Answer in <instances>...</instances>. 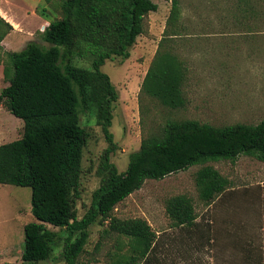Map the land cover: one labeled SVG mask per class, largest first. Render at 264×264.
<instances>
[{
  "label": "trees",
  "instance_id": "obj_1",
  "mask_svg": "<svg viewBox=\"0 0 264 264\" xmlns=\"http://www.w3.org/2000/svg\"><path fill=\"white\" fill-rule=\"evenodd\" d=\"M43 3L40 15L49 26L40 39L49 46L42 48L33 41L20 51L3 54L2 75L7 86L0 92V102L24 128L21 138L0 145V184L30 188L35 220L23 228L20 264L45 262L59 245L65 264H78L89 238L88 229L104 223L103 233L129 239L130 255L120 264L149 261L156 247L155 233L142 219L113 218L115 207L140 190L145 180H161L192 166L234 162L241 155L264 164V118L255 125L223 127L195 120L167 121L160 135L141 140L125 171L119 172L110 162L116 144L109 131L118 95L101 67L108 60L129 58V49L144 32L145 16L156 12L158 6L151 0ZM54 4L60 12L55 20L49 17L56 14L50 10ZM176 10L177 1L171 0V19ZM0 27H5L0 29L1 43L12 28L1 18ZM163 48L161 40L140 85L139 101L145 95L166 108L180 109L186 103L182 91L186 67L174 53L160 51ZM87 59V68L75 64ZM84 113L96 118L108 146L97 171L100 185L92 193L90 207L78 219L73 203L78 198L87 142L81 123ZM196 185L201 201L208 206L229 188V181L205 166L196 173ZM165 208L175 226H190L196 218L191 199L184 195L170 198ZM45 225L59 231H50ZM60 233L66 237L62 239Z\"/></svg>",
  "mask_w": 264,
  "mask_h": 264
},
{
  "label": "rangeland",
  "instance_id": "obj_2",
  "mask_svg": "<svg viewBox=\"0 0 264 264\" xmlns=\"http://www.w3.org/2000/svg\"><path fill=\"white\" fill-rule=\"evenodd\" d=\"M151 1L158 9L145 16L144 32L129 49V58L108 60L101 67L118 95L109 131L116 144L110 162L119 172L125 171L141 140L160 135L167 121L195 120L223 127L255 125L264 118V0H176L172 19L171 0ZM56 6L50 8L56 13L51 15L54 20L60 16ZM48 26L49 21L43 23L39 37L35 36L42 48L49 46L40 39ZM170 34L178 35L169 38ZM161 40L167 49L160 51L174 53L186 67L182 86L186 103L180 109L166 108L145 95L139 101L140 85ZM10 44L0 43V92L7 86L2 75L3 54L20 51L28 42L21 41L14 48ZM75 64L90 66L89 59ZM81 123L87 142L78 198L73 203L78 219L90 207L92 193L100 185L97 171L108 146L95 117L81 114ZM23 126L0 102V145L21 138ZM205 166L227 178L229 188L212 204V222L208 215L197 240L185 235L188 228L174 225L165 207L170 198L184 195L191 199L194 212L201 213L196 173ZM112 217L142 219L159 237L149 261L139 264H264V164L241 155L234 162H208L161 180H145L140 190L115 207ZM34 221L30 188L0 184V264L21 263L23 228ZM106 225L94 224L88 229L89 238L78 264H120L128 258L129 239L103 233ZM60 236L63 239L66 234ZM60 251L59 245L49 260L39 264H65Z\"/></svg>",
  "mask_w": 264,
  "mask_h": 264
},
{
  "label": "crops",
  "instance_id": "obj_3",
  "mask_svg": "<svg viewBox=\"0 0 264 264\" xmlns=\"http://www.w3.org/2000/svg\"><path fill=\"white\" fill-rule=\"evenodd\" d=\"M44 7L45 5L43 0H0V18L12 28L10 32L4 36L3 40L1 41L2 44H4V42L9 44L11 43L10 46H13L12 48H14L21 41L28 43L33 41L36 42L35 36L39 37V27L43 23H47V20H45V18L40 15L43 12ZM49 17L53 19L51 15H49ZM216 200L217 199H215L208 206L202 204L201 213L198 214L195 212L196 218L192 225L187 227H179L188 228L187 230L189 233H185L186 236L188 234V238L198 240L197 235L200 233V230H202L201 228H205L206 225H204L203 222L204 220L206 221V217H208V215H210L209 219L212 222V214H209V212L211 213L212 204L216 202ZM164 232L165 231H159L158 233ZM155 239L158 240L159 237H156Z\"/></svg>",
  "mask_w": 264,
  "mask_h": 264
}]
</instances>
